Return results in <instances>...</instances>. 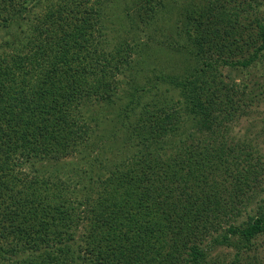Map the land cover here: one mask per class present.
Returning a JSON list of instances; mask_svg holds the SVG:
<instances>
[{
  "label": "trees",
  "instance_id": "trees-1",
  "mask_svg": "<svg viewBox=\"0 0 264 264\" xmlns=\"http://www.w3.org/2000/svg\"><path fill=\"white\" fill-rule=\"evenodd\" d=\"M132 1L136 29L172 17L171 0ZM245 3L179 8L164 44L188 64L120 95L136 50L107 43L102 0H0V264H262L243 254L264 236V198L238 219L264 165L228 142L247 103L221 70L264 58V12Z\"/></svg>",
  "mask_w": 264,
  "mask_h": 264
},
{
  "label": "rangeland",
  "instance_id": "rangeland-1",
  "mask_svg": "<svg viewBox=\"0 0 264 264\" xmlns=\"http://www.w3.org/2000/svg\"><path fill=\"white\" fill-rule=\"evenodd\" d=\"M209 2L214 3L215 0H171L169 2V8L172 10V17L170 18V15H168V18L160 20L157 32L155 29L151 30V28L146 30V25L145 27L142 25L140 28L136 29V14L139 7L135 6L134 1L102 0V6L105 11L103 14V24L107 35V43H109L111 47H113L114 44L125 42L131 43L136 50L133 56L134 62L132 61L133 63L131 64L132 66H135L134 73L130 75L133 70L131 66L120 74V79L123 82L119 89L120 95L126 93L125 91L122 92L126 85H132L134 82L136 84L139 83L138 86L140 85L144 87L146 91L149 89V83L146 84L147 81H155L156 77L160 74L172 72L173 68L177 67L178 64L183 66L184 62H186L183 55L175 53L177 48L173 47L174 49H170L166 43L164 44V38L169 37V34H173V37H175L174 28L176 25L174 20L179 8L182 9L188 7L194 11L198 10L202 5H207ZM246 2L249 3H245L243 6H245L249 17L253 18L254 13L262 15L264 12V0H246ZM231 5L233 7L235 6L238 11L244 9L237 2H232ZM132 21L134 24L133 28L131 27ZM11 31L14 33L16 31V26H14ZM3 32L4 30H1L0 34ZM175 47H177V45ZM187 64L188 62L185 63V65ZM221 70L224 74L223 78L226 81L229 80L226 78V76L229 75V77L236 80L241 89H245V94L242 97L247 103V106L244 108V116L229 124L227 134L228 142H234L244 151L251 152V164H256V167L260 169L261 166L259 164L261 163L264 165V58L247 68H242L240 66L231 68L227 66L222 67ZM182 71L184 72V69L178 71V74L180 75ZM151 91L153 90L150 89L149 95L151 94ZM123 100L125 101V99L121 98L118 100V103L120 104ZM108 109L109 108L107 107L102 108L101 113L94 114L96 118L102 117L101 120L97 121H99L98 125H104L105 135L111 131V126L108 124L114 125L111 121H114L113 119L115 118V113L109 114L107 112ZM189 130L190 129L187 131ZM111 139L112 138H108L106 140V142L108 141L106 145L111 144L113 145L112 147H115L113 144L114 140ZM99 145H101V147L99 149L95 148L92 155L97 154L98 163L100 162L101 165H104L107 161L104 162V151H101V148L107 146L100 143ZM114 150H116V148ZM101 153H103V156ZM77 162L74 160L73 164H76ZM86 168L91 171L88 164L86 165ZM78 169L79 168L68 170L66 173L67 175L64 177H67V179L74 178V182L78 181L79 177L76 176L82 174ZM261 175L262 176H260L259 180L260 183H257L258 189L255 190L256 194L258 193V196L247 205V210L242 214L240 219H238V222L241 220H247V214L253 215L257 213L258 202L260 199L264 198V174ZM87 181L88 180L85 178L82 183L87 184ZM75 187L76 189H80L79 191H82L80 184L76 183ZM248 194L250 195L252 192L250 191ZM253 247L254 249L252 251H246V254H243V258L257 256L258 258H261L262 264H264V236H260L255 241ZM235 253L236 250L233 248L220 246L214 250L213 256H220L222 259H226V261H231L233 257H235Z\"/></svg>",
  "mask_w": 264,
  "mask_h": 264
}]
</instances>
